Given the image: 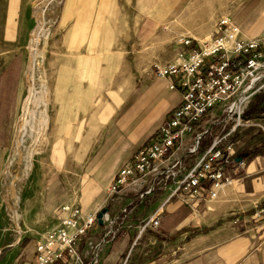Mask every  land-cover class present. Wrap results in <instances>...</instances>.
Returning <instances> with one entry per match:
<instances>
[{
	"label": "rangeland",
	"instance_id": "rangeland-1",
	"mask_svg": "<svg viewBox=\"0 0 264 264\" xmlns=\"http://www.w3.org/2000/svg\"><path fill=\"white\" fill-rule=\"evenodd\" d=\"M263 1L0 0V264H34L31 262L34 246L57 225L62 216L61 206L82 208L97 192L96 183L84 172V164L81 167L74 157L97 148L100 137L87 127L107 123L117 102L125 100L122 96L117 98V84L122 83L128 91L133 80L136 79V84L144 80L155 65L172 62L182 48V38L192 37L203 44L223 19H231L249 31L261 29ZM74 26L81 27L86 46L93 48L81 51L87 54L86 59L110 58L116 66L109 67L108 77L94 73L92 78L94 84H99L96 89L101 87L99 82L105 85L108 80V99L104 91L93 90L83 104L85 113L75 114L76 108H58L60 125L54 126L57 108L53 99V60L75 57L67 39L68 29ZM106 42L108 50L96 49ZM12 60L22 65L21 70L15 71L17 80L8 77L7 72L15 65H9ZM6 66L10 69L2 74ZM61 102L68 105L69 99L62 98ZM105 105L109 106L108 113L100 114L101 106ZM35 112L39 115L36 128L31 131L28 127L23 132L25 121ZM147 117L145 113L141 120ZM69 126L72 129L66 130ZM81 126L88 130L80 129ZM251 136L250 131L244 133V141H255L257 145L243 153L245 165L236 177L241 179L239 187L244 189L243 193L245 190L252 193V207L256 205V211L264 209L263 201L259 203L264 196V182L256 180L260 176L257 175L244 183V178L252 175L247 174L245 166L258 155L264 157V136L261 132ZM62 145H66L65 153ZM27 150L33 157L29 170L25 160ZM217 201L218 198L208 208L214 210ZM256 218L259 220L254 224L255 233L264 235V216ZM171 219L172 216L164 219L161 229L166 236L160 238L164 243L156 244L153 255H137L136 264L149 263L152 258L158 259L159 254L165 256V264L182 263L194 255L190 250L194 241L201 235L213 236L232 218L227 214L218 219L213 211L199 209L193 217L198 225L187 230L179 228L177 232L173 231L175 224L170 223ZM175 256L177 259H171ZM88 257L86 263L91 260Z\"/></svg>",
	"mask_w": 264,
	"mask_h": 264
},
{
	"label": "built area",
	"instance_id": "built-area-1",
	"mask_svg": "<svg viewBox=\"0 0 264 264\" xmlns=\"http://www.w3.org/2000/svg\"><path fill=\"white\" fill-rule=\"evenodd\" d=\"M180 45L175 59L155 65L153 75L179 91L181 103L120 168L99 207L86 213L61 206L57 225L34 246V264H88L90 254L97 264L103 243L121 235L132 238L120 262L128 264L146 236L160 230L168 206L177 203L195 214L244 168L243 153L257 142L244 141L243 134L264 136V124L250 114L264 93V35L246 38L237 23L223 19L203 44L185 37ZM255 212L264 216L262 208ZM95 235L102 246L92 241Z\"/></svg>",
	"mask_w": 264,
	"mask_h": 264
},
{
	"label": "crops",
	"instance_id": "crops-1",
	"mask_svg": "<svg viewBox=\"0 0 264 264\" xmlns=\"http://www.w3.org/2000/svg\"><path fill=\"white\" fill-rule=\"evenodd\" d=\"M263 7L264 1L262 3V8ZM262 13L264 15V11ZM241 29L246 38H256L264 34V25L261 29L256 31H249L243 26H241ZM81 32L80 26H74L69 28L67 33L68 48L70 51L74 52L73 54L75 57L53 60V99L55 100V108H57L54 126L58 123L60 125L58 118L61 113L59 109L62 107H68L70 110L76 108L75 114L85 113L83 108L86 106L83 104H85V100L90 97L93 90H100L101 93L104 91V97L108 99V80H106L105 85L102 84L103 82H99L101 87L96 89L95 87H98L99 84H94L92 78L94 73H96V75L99 73L101 76L106 75V77H108L109 67L116 66L114 60L110 58L98 60L86 59L84 56H87V54L85 55L81 51L86 48H93L86 46L87 44L83 40L84 35ZM101 45L100 48L96 47V49L108 50L107 42ZM12 63L14 64L15 60H12L9 65L11 66ZM17 63L18 62L15 63L12 70L8 68L9 66H6V70H4L2 74H5L10 69V72H7L8 75H10L8 77L17 80L15 71L21 70L22 68L21 63ZM94 67L99 69L94 70ZM118 74L119 72H117V75ZM73 80L75 81L73 82ZM117 85V91H119L117 93V98L122 96L125 100L117 102V105L113 109V116L108 119L107 123L101 122L96 123L92 128L87 127L97 134V138L98 136L100 137L97 148L94 151L92 150L93 152L86 150L84 154H76L74 157L75 162L81 165V167L84 164V172L88 178L94 180L97 186V192L89 203L82 207L86 213L95 210L104 202L106 190L114 181L120 168L128 163L136 151L152 138L172 110L181 103L182 99L179 91H170L167 82L154 77L153 72L152 74L148 73L147 77L144 78V80H140L137 84L136 79L133 80L128 91H125L122 87V83H118ZM99 96L102 97L103 94ZM62 98L69 99L68 105H64L65 103L61 102ZM73 99L75 100L72 101ZM258 105L259 108H257ZM78 106L81 107L79 108ZM108 110L109 106H101L99 113L106 114ZM145 113L148 115V119L141 120L142 115ZM250 114L253 117H259V121L264 124V93L255 98L250 108ZM71 121L72 119H70V122ZM74 124H76V122ZM67 128L72 129L70 126L65 129L67 130ZM84 128L86 127L81 126L80 129ZM57 146L58 145H55L54 148L56 149ZM65 146L66 145H62L61 147L63 153H65V151H63ZM67 148H70L67 150V154H69L71 144L68 145ZM90 153L92 155H90ZM251 162L250 165L245 166V169L247 170V174L250 173L252 175L246 176L244 178V183L245 180L260 175L256 180H260L263 184L264 157L258 155ZM237 178L238 177H235L233 183L238 187L235 188L233 186L234 184H232L220 191L218 201L214 204V210L208 208L210 203L200 208L213 211V214H216L218 219L223 215L229 214L232 218L231 221L228 225L224 224V226L214 231L211 237L201 235L198 240L190 245V250H192L191 253H194V255L178 264H264V235L256 234V230L254 229V224L259 220L254 214L257 206L255 205L252 207V193H247V190L243 193L244 189L239 187L241 179ZM247 195H250V198H247ZM240 199H244L242 200L244 202H240ZM260 199L259 203L263 201V205H261L264 207V196ZM247 201L249 203L248 205ZM242 203H244V205ZM230 204H232V206ZM196 214L197 212L193 214L188 207L181 206L177 203L168 206L167 213L162 219L160 230L158 232H151L146 236L144 239L145 242L143 241L131 254L128 259V264H136L137 255H153L157 251L156 244L164 243V241L160 239L161 237L162 239L166 237L161 234V229L165 221L164 219L167 218L169 220V216H172L170 223L175 224L173 231L177 232L179 228L187 230L193 225H198V222L195 224L196 220L193 219ZM100 237L99 235H95L92 237V241L101 245ZM131 241L132 238L130 239L125 235H121L115 242L108 241L107 243H103L104 245L101 248L100 258L97 264H120L122 259L127 258L131 250ZM83 247L84 243L81 244V248ZM32 255L33 260L31 262L34 263V250L32 251ZM91 255L92 254L89 255L91 260L88 261V264L94 261V257ZM158 256V259L152 258L151 262H144L142 264H165L166 261L163 259L165 256L161 254ZM171 259H177V256Z\"/></svg>",
	"mask_w": 264,
	"mask_h": 264
},
{
	"label": "bare ground",
	"instance_id": "bare-ground-1",
	"mask_svg": "<svg viewBox=\"0 0 264 264\" xmlns=\"http://www.w3.org/2000/svg\"><path fill=\"white\" fill-rule=\"evenodd\" d=\"M31 68L33 69L34 68V64L32 63V65H31ZM39 115L37 114V112H35V114L34 115H32V117L30 118V120H26L25 121V125H24V127L22 128V131L23 132H25V131H27V128L28 127H30L31 128V131H33L36 127H35V120L37 119V117H38ZM44 117V116H43ZM42 123H43V120H42ZM40 128L42 129V124H40ZM40 129V130H41ZM27 153V155L25 156V160H26V169L27 170H29V167H30V163H31V161H32V159H33V157H32V152L31 151H26Z\"/></svg>",
	"mask_w": 264,
	"mask_h": 264
},
{
	"label": "water",
	"instance_id": "water-1",
	"mask_svg": "<svg viewBox=\"0 0 264 264\" xmlns=\"http://www.w3.org/2000/svg\"><path fill=\"white\" fill-rule=\"evenodd\" d=\"M106 212H107V209H104V210H103L102 212H100L99 215H98V223H99L100 225L103 224V220H102V218H103V215H104Z\"/></svg>",
	"mask_w": 264,
	"mask_h": 264
},
{
	"label": "trees",
	"instance_id": "trees-1",
	"mask_svg": "<svg viewBox=\"0 0 264 264\" xmlns=\"http://www.w3.org/2000/svg\"><path fill=\"white\" fill-rule=\"evenodd\" d=\"M25 245V244H24Z\"/></svg>",
	"mask_w": 264,
	"mask_h": 264
}]
</instances>
